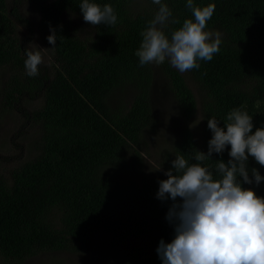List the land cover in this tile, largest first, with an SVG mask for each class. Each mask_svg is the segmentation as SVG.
Wrapping results in <instances>:
<instances>
[{
  "label": "trees",
  "instance_id": "trees-1",
  "mask_svg": "<svg viewBox=\"0 0 264 264\" xmlns=\"http://www.w3.org/2000/svg\"><path fill=\"white\" fill-rule=\"evenodd\" d=\"M21 1L0 0V110L18 111L22 98L39 106L19 113L35 129L31 155L0 170L2 264H20L38 253L83 256L107 247L115 250L108 264H162L160 241L175 238V222L167 214L173 203H182L179 197L157 198L158 181L167 179L172 161L183 155L220 179L216 164L228 162L230 145L203 162L194 159L197 151L208 152L213 135L208 119L215 117L223 127L228 114L240 108L252 116L253 132L264 127V0H193L199 7L215 4L205 31L219 32L221 44L211 61L197 60L199 68L184 73L168 59L140 66L135 55L141 32L160 7L153 0H90L113 7L117 22L110 26L86 23L82 0H32L38 30L46 39L53 30L57 35L55 47L49 44L50 67L38 66L33 77L26 73L17 27H30L20 15ZM161 3L172 13L162 28L169 39L186 19L194 21L187 0ZM72 18L87 30L80 32ZM157 73L183 121L178 135L160 148L158 169H151L141 148L159 125L151 92ZM186 79L196 85L197 97ZM123 88L133 91L131 99L112 103ZM197 110L196 137L190 123ZM247 166L253 181L252 168L264 177V166L251 156ZM237 179L264 197V180L257 186Z\"/></svg>",
  "mask_w": 264,
  "mask_h": 264
},
{
  "label": "clouds",
  "instance_id": "clouds-1",
  "mask_svg": "<svg viewBox=\"0 0 264 264\" xmlns=\"http://www.w3.org/2000/svg\"><path fill=\"white\" fill-rule=\"evenodd\" d=\"M153 3L160 7L148 28L141 32L143 40L135 53L140 66L159 65L168 59L184 73L199 68L197 60L211 61L219 52L221 34L205 31L215 4L199 7L193 0H187L186 7L192 11L194 21L186 19L169 39L162 28L171 17V10L161 0ZM79 8L90 25L110 26L117 22L110 4L101 7L82 0ZM47 40L54 48L57 41L54 30ZM37 49L24 50L25 69L30 77L39 74L38 66L43 62ZM227 121L221 127L215 117L208 119L213 134L208 152L197 151L194 157L203 162L213 153H223L230 145L228 162L219 160L216 164L220 179L213 178L210 168L201 163L189 164L183 155H177L172 168L165 172L167 179L158 181V199L182 200L173 203L167 214V219L175 222V238L167 244L160 241L157 253L162 264H264V197L252 188L242 187L237 179L242 177L244 183L255 182L257 186L264 180L255 168L251 170L254 181L250 179L247 166L250 156L264 166V127L253 132L252 116L240 108L233 109Z\"/></svg>",
  "mask_w": 264,
  "mask_h": 264
},
{
  "label": "rangeland",
  "instance_id": "rangeland-1",
  "mask_svg": "<svg viewBox=\"0 0 264 264\" xmlns=\"http://www.w3.org/2000/svg\"><path fill=\"white\" fill-rule=\"evenodd\" d=\"M10 3L11 0H9ZM19 12L20 15L29 21L30 25L28 28L25 25H17L19 37L24 44V48L38 47L39 49L37 50L41 51L43 59L39 66L49 68L52 61L51 48L46 37L38 30V12L34 1L22 0L19 5ZM71 22L80 32L81 29L87 30V25L82 21L72 18ZM186 83L194 96L197 97L196 85L188 79H186ZM132 92L128 88H123L120 93L118 92L115 95L112 103L118 105L127 103L133 95ZM151 92L153 110L159 125L154 129L153 133L145 135L143 138L141 155L148 168L158 169L157 162L160 148L165 147L164 145L167 142H170L178 135L183 120L177 113L166 80L158 73L152 82ZM21 101L23 104L17 106L18 111L4 113L0 110V170L2 171L8 170L26 160L31 155V148L34 145L35 136L33 131L35 129L19 113L24 110L30 112L32 108L38 107L39 103L37 101L26 103L24 98ZM190 125L194 135L197 137L200 133L198 110ZM104 238V236L100 237L101 240ZM120 250H116V252L120 253ZM113 252H115L113 248L107 247L106 249L92 250L83 256L69 252L38 253L20 264H108L113 259ZM0 264H2L1 257Z\"/></svg>",
  "mask_w": 264,
  "mask_h": 264
}]
</instances>
